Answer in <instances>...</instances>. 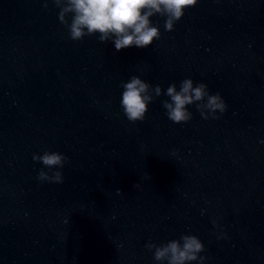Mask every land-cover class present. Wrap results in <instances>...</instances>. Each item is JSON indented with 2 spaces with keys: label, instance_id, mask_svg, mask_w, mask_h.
I'll return each mask as SVG.
<instances>
[{
  "label": "clouds",
  "instance_id": "9594fccd",
  "mask_svg": "<svg viewBox=\"0 0 264 264\" xmlns=\"http://www.w3.org/2000/svg\"><path fill=\"white\" fill-rule=\"evenodd\" d=\"M51 3L59 9L58 20L67 28L69 39L81 41L86 36H98L100 42L111 41L115 50L121 51L129 47L145 48L160 39V28L153 25V16L164 17L165 31H174L185 11L196 6L198 0H51ZM43 7L48 8V0ZM121 87L120 105L131 123L143 121L149 104L161 95L169 97L162 105L168 119L175 124L192 119L188 107L191 105H195L205 120L219 119L217 112L223 114L227 110L220 93L211 94L205 83H194L191 78L183 79L179 89L172 83L164 91L159 84L152 86L134 75ZM32 159L44 166L38 172L39 181L63 183L60 169L67 157L46 150L43 154H33ZM134 187L138 188L139 184ZM117 194H121L120 189ZM218 238L227 237L222 234ZM145 247L153 254L155 264H205L207 259L201 255L206 250L204 243L194 234H181L178 239L161 243L149 241Z\"/></svg>",
  "mask_w": 264,
  "mask_h": 264
}]
</instances>
